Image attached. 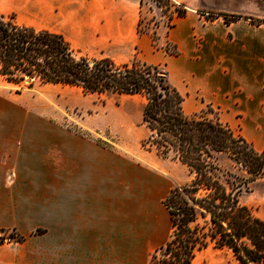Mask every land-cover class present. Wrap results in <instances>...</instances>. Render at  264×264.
I'll return each mask as SVG.
<instances>
[{"label": "crops", "instance_id": "obj_1", "mask_svg": "<svg viewBox=\"0 0 264 264\" xmlns=\"http://www.w3.org/2000/svg\"><path fill=\"white\" fill-rule=\"evenodd\" d=\"M3 2L8 9L56 8L87 40L137 39L139 0ZM219 52L203 48L193 61L194 51H187L190 87L204 100L236 109L240 135L261 151L264 49L258 59L250 49H236L234 60L222 65L210 55ZM39 138L17 148L0 137V230L22 238L0 244V264H147L146 253L165 244L171 227L162 204L170 190L152 153L105 148L69 132Z\"/></svg>", "mask_w": 264, "mask_h": 264}, {"label": "trees", "instance_id": "obj_2", "mask_svg": "<svg viewBox=\"0 0 264 264\" xmlns=\"http://www.w3.org/2000/svg\"><path fill=\"white\" fill-rule=\"evenodd\" d=\"M152 1L168 20L186 15L183 4ZM143 3L139 0V33H147ZM0 79L20 90L61 85L84 94L144 98L142 125L149 135L141 147L178 161L190 176L162 201L170 233L157 250L160 256L155 253L147 264H192L196 254L209 247L227 251L233 264H264V220L241 202L249 185L264 176V149L255 150L217 118L185 114L183 96L157 65L90 59L78 55L61 33L21 25L12 14H0Z\"/></svg>", "mask_w": 264, "mask_h": 264}, {"label": "rangeland", "instance_id": "obj_3", "mask_svg": "<svg viewBox=\"0 0 264 264\" xmlns=\"http://www.w3.org/2000/svg\"><path fill=\"white\" fill-rule=\"evenodd\" d=\"M3 1L0 0V14H12L21 25L63 34L78 55L90 59L107 57L117 65L135 60L157 65L182 94L187 114L202 113L209 119L217 118L235 134L242 133L241 114L231 106L209 102L198 91L195 93L183 63L187 51H194L191 60L196 61L203 48L211 52L219 49L217 57L210 55L220 65L233 61L234 51L240 48L252 50L258 59L264 49V0H173L185 5L187 12L185 17L173 16L172 20L152 0H144L142 16L147 33L136 29L137 39L131 44L87 40L85 31L72 29V21L59 16L56 8L34 5L8 9ZM20 89L0 79V137L15 143L17 148L38 142L41 134L69 132L90 137L105 148L146 155L141 140L149 131L142 125L145 100L141 96L84 94L78 88L61 85ZM151 153L158 161L156 171L166 179L168 190L190 180L184 165ZM241 202L264 220V176L249 185ZM20 240L16 231L0 230V244ZM160 247L146 253L147 261L155 253L160 256L157 252ZM201 263L233 264L234 260L227 251L209 247L197 253L192 264Z\"/></svg>", "mask_w": 264, "mask_h": 264}]
</instances>
